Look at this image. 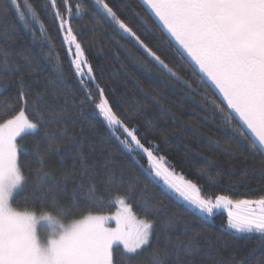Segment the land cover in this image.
Instances as JSON below:
<instances>
[{
    "label": "trees",
    "instance_id": "16d2710c",
    "mask_svg": "<svg viewBox=\"0 0 264 264\" xmlns=\"http://www.w3.org/2000/svg\"><path fill=\"white\" fill-rule=\"evenodd\" d=\"M30 2L38 14V22L29 19L26 28L10 0H0V47L15 52L25 73L26 90L35 93L47 88L42 107L44 102H53V94L55 103L68 102V115L62 123L66 133L57 131L54 122L46 125V130L57 136V150L48 156L46 164L54 173L53 182L61 189L55 199L70 209L64 222L79 219L89 211L112 213L117 208V194L132 189L134 202H129H133L138 217L144 215L141 197L151 198V205L166 213L155 217L160 231L154 234V244L156 235L163 246L165 235L182 233L187 226L200 234L202 247L194 257L195 264H231L233 256L237 260L243 258L246 264H264V238L229 232L224 227L223 213L210 218L201 216L162 185L154 187L144 172L146 158L139 150L129 152L121 143L123 137L119 131L111 134L104 127L86 97L87 90L95 93L97 85L104 89L113 110L125 124L138 130L136 134L141 142L158 148L176 175L201 186L202 195L212 198L226 195L232 200L264 197V153L250 148L244 136L251 137L231 110L220 113L215 109L213 102L222 104V98L208 83L201 82V74L184 56L181 58V52L141 2L108 0L121 18L126 22L132 20L130 26L182 79L163 70L134 41L114 31L94 13L92 0H71L73 5L82 3L84 9L82 17H78L73 7L72 25L95 74V81L82 87L66 55L49 1ZM20 3L23 7V0ZM134 12L139 15L135 16ZM18 86L12 84L0 91V115L12 110L5 109L4 104L13 102ZM44 130L36 136L18 139V143L29 151L36 141L45 147ZM69 137L71 143H65ZM19 163L28 183L16 192L13 206L38 214L45 211L55 214L51 205L53 197H41L42 188L34 182L35 159L21 155ZM82 163L88 166V175L83 177L80 176ZM71 173L76 174L74 179ZM90 181L96 184L98 193L92 202L80 194L81 183L86 191ZM172 214L178 220L165 232V222ZM138 260L140 264H149L148 251L141 253Z\"/></svg>",
    "mask_w": 264,
    "mask_h": 264
},
{
    "label": "snow or ice",
    "instance_id": "6c2138e0",
    "mask_svg": "<svg viewBox=\"0 0 264 264\" xmlns=\"http://www.w3.org/2000/svg\"><path fill=\"white\" fill-rule=\"evenodd\" d=\"M163 28L167 30L183 53L198 68L202 83H209L218 90L222 104L215 109L225 113L231 110L250 131L251 137L244 136L255 152L264 153V0H140ZM57 28L62 33V43L74 75L83 87L95 81V74L82 44L72 25L73 7L76 16L82 17L83 6L71 0H49ZM95 14L105 19L118 34L134 41L163 70L177 79V72L161 58L137 34L132 20L126 22L118 15L108 0H92ZM18 19L29 27V19L38 22L30 0H10ZM63 8V12L60 11ZM138 16L139 13H133ZM183 53L181 58L183 59ZM14 51L0 47V91L12 84H18L12 103L4 104L5 111L0 115V264H140L138 257L148 251L149 264H195L194 257L201 251L199 233L187 226L182 233L165 235L163 246L159 235L153 243L154 234L160 231L156 215L166 214L164 209L151 205V198L141 197L143 218L138 217L133 208L132 189L117 194L119 208L114 215H96L92 212L79 219L67 220L70 209L58 202L55 197L61 191L53 182L54 173L48 168V156L56 151L57 136L46 130V125L56 123L57 131L66 133L62 127L67 118V100L64 104L41 102L47 93L31 92L24 86L25 73L15 58ZM195 71V69H194ZM188 84V81H184ZM191 87L190 84H188ZM96 113L115 134L121 133V143L129 152L139 150L146 158L145 174L154 187L161 185L190 207L206 216H213L214 210H227L226 227L236 233L255 234L264 238V197L256 200L233 201L226 195L206 197L196 182L183 175L176 176L167 158L159 154L151 143L145 146L137 136V129L129 127L113 110L104 89L97 85L95 93L86 92ZM18 104V107L16 105ZM226 106V108H225ZM32 117H35L33 119ZM42 129L47 144L41 147L38 141L29 151L18 143V138L36 136ZM126 134V135H125ZM254 138V139H253ZM69 137L65 143H71ZM21 155L32 156L36 161L33 170L34 182L42 188L41 197H53L51 201L55 214L45 211L37 215L29 209L13 206L18 189L28 183L19 163ZM74 179L75 173L69 174ZM88 175V166L82 163L80 176ZM65 180L68 179L66 175ZM111 186V181L108 182ZM83 182L80 194L89 202L98 198L96 184L89 182L84 191ZM133 201V202H129ZM75 205V198L73 199ZM248 208L245 214L234 213L232 208ZM115 220L114 228L107 222ZM178 217L168 216L165 232L175 226ZM45 225L41 238L39 225ZM207 243V241H205ZM231 264H246L234 256Z\"/></svg>",
    "mask_w": 264,
    "mask_h": 264
},
{
    "label": "rangeland",
    "instance_id": "374dc122",
    "mask_svg": "<svg viewBox=\"0 0 264 264\" xmlns=\"http://www.w3.org/2000/svg\"><path fill=\"white\" fill-rule=\"evenodd\" d=\"M18 139H19V138H18ZM176 176L179 177L180 175H176ZM18 190H19V189H18ZM18 190H17V191H18ZM178 199H179V198H178ZM243 199L256 200V199H250V198H241V199H237V200H232V199H231V200L233 201V204H234L236 201L243 200ZM179 200H180V199H179ZM180 201H181L182 204H184L185 206H187L189 209L193 210V211L196 212L197 214H199V215H201V216H204V217H207V218H210L209 216H206V215H203V214L199 213L196 209L190 207V206L187 205L184 201H182V200H180ZM213 202H215V201H214V197H213ZM116 207H117L116 210L113 211L112 213H108V214H96V215H107V216L114 215L115 212L117 211V209L119 208V205L117 204ZM232 211H233L234 213L245 214V213H247L248 211H250V209H248V208H243V207L237 209V208L233 207V208H232ZM216 213H223L224 216H225V219H226L225 226H224L225 229H226L227 231H229V232L236 233L235 231L230 230V229H228V228L226 227V225H227V219H228V217H227V210H226L225 208L216 209V210H214V215H215ZM36 214H37V215H40V214H38V213H36ZM211 217H212V216H211ZM106 226L114 228V227L116 226V222H115V220H109V221L107 222V225H106ZM45 227H46V226L43 225V224L39 225V229H40V233H39V234L41 235V238H43V236H44ZM237 234H245V233H237Z\"/></svg>",
    "mask_w": 264,
    "mask_h": 264
},
{
    "label": "water",
    "instance_id": "95a60500",
    "mask_svg": "<svg viewBox=\"0 0 264 264\" xmlns=\"http://www.w3.org/2000/svg\"><path fill=\"white\" fill-rule=\"evenodd\" d=\"M49 1V0H48ZM140 1V0H139ZM144 6V5H143ZM145 8H146V6H144ZM146 10H147V8H146ZM55 10H53V12H54ZM148 11V13L152 16V18L156 21V23L160 26V28L165 32V34L168 36V38L172 41V43L176 46V48L181 52V53H183V49H181V48H179V45H177L176 43H175V41H174V39L173 38H171V36H170V34H168L167 33V30L166 29H164L163 28V26H162V24H160V22L158 21V18H156L149 10H147ZM183 56L191 63V65L199 72V70H198V68L191 62V59L187 56V54L186 53H183ZM202 75V74H201ZM209 85H210V82L208 83ZM211 86V85H210ZM214 90H215V92L220 96V94H219V92H218V90H216L213 86H211ZM221 97V96H220ZM222 98V97H221ZM234 113V112H233ZM235 114V113H234ZM235 116H236V114H235ZM237 118H238V116H236ZM100 119H101V121H102V123H103V125H104V127L111 133V134H113V132H112V130L111 129H109L108 128V126L106 125V123H104L103 122V120H102V117H100ZM239 119V118H238ZM240 121V120H239ZM241 122V121H240ZM242 123V122H241ZM243 124V123H242ZM244 126V128L246 129V131L248 132V134L250 135V137H251V133H250V131L246 128V126L245 125H243ZM252 138V137H251ZM254 139V138H253Z\"/></svg>",
    "mask_w": 264,
    "mask_h": 264
}]
</instances>
